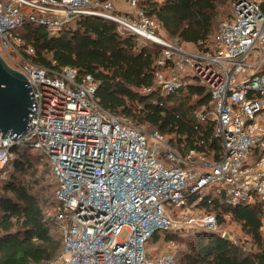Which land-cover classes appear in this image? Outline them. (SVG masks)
<instances>
[{
	"label": "built area",
	"instance_id": "obj_1",
	"mask_svg": "<svg viewBox=\"0 0 264 264\" xmlns=\"http://www.w3.org/2000/svg\"><path fill=\"white\" fill-rule=\"evenodd\" d=\"M121 2L129 12L116 7ZM84 16L114 23L139 45L162 47L155 60L162 96L196 82L208 89L211 103L197 118L212 124L217 160L195 150L178 154L157 132L104 110L91 76L30 61L34 50L18 29L35 24L55 36ZM159 30L138 0H0L1 57L25 76L37 108L20 138L0 137V176L13 170L21 152L49 170L48 215L61 248L54 261L41 264H179L173 254L148 249L156 233H217V218L202 204L264 201V0L234 2L196 53ZM184 66L192 67L191 78L177 72Z\"/></svg>",
	"mask_w": 264,
	"mask_h": 264
},
{
	"label": "trees",
	"instance_id": "obj_2",
	"mask_svg": "<svg viewBox=\"0 0 264 264\" xmlns=\"http://www.w3.org/2000/svg\"><path fill=\"white\" fill-rule=\"evenodd\" d=\"M236 1L138 0V7L168 39L201 50L199 43L210 41L216 29L217 6ZM17 33L34 50L32 63L72 68L78 78L91 76L104 110L134 126H147L167 138L178 154L195 150L207 158L214 153L212 160L218 159L220 148L212 124L197 118L211 103L208 89L196 82L162 96L155 86V60L162 47L150 42L139 45L135 36L121 35L114 23L93 16L78 18L55 36L29 23ZM38 159L28 152L17 153L13 170L0 180V264H41L59 255L61 241L54 218L44 213L33 193ZM202 205L220 226L228 221L238 225L251 248L246 250L219 234L200 232L187 240L179 264H264L260 232L264 201L230 206L216 198ZM177 238L167 235L166 240Z\"/></svg>",
	"mask_w": 264,
	"mask_h": 264
},
{
	"label": "rangeland",
	"instance_id": "obj_3",
	"mask_svg": "<svg viewBox=\"0 0 264 264\" xmlns=\"http://www.w3.org/2000/svg\"><path fill=\"white\" fill-rule=\"evenodd\" d=\"M232 4L233 3L217 6V17H216L215 28L217 27V24L219 21L223 20L224 18L228 16V14L230 13ZM158 32L164 39L170 40L166 37V35L161 29ZM179 45L184 49L186 48L191 53H196L194 48L191 46H188V45L185 46L181 43H179ZM0 55L4 57V53L1 50V48H0ZM177 72L182 78L184 77L191 78L194 73L191 66H184L181 69L178 68ZM140 127H142L146 131V133H152V131H150L147 126H140ZM36 158H39V157H36ZM7 171L9 172L8 173L6 172V174H2V176H0V180L5 179L8 176V174L10 173V170L8 169ZM33 181H34L33 193L36 194L39 205L43 209L44 213L48 215L50 212L48 209L49 208L48 203H49L50 193L52 190V182L50 180L49 170L40 158L38 159V162L36 163V175H35V180H32V182ZM197 233H200V231L194 234H192L188 229H183L179 233H172V232L167 233V232L161 231L154 235L152 242L148 243V249L156 250L157 253L167 252V253L173 254L179 261L181 256L187 251V245H186L187 240L192 239ZM214 234H219V235L228 234L231 237V241L238 243L239 245L243 246L246 250H249L251 248L250 240L246 236L243 235L238 225H235L234 223L230 221L225 223V225L223 226H219L218 232ZM167 235H174L178 238L171 240V241L166 240ZM124 237H125V234H122L121 239H123Z\"/></svg>",
	"mask_w": 264,
	"mask_h": 264
},
{
	"label": "water",
	"instance_id": "obj_4",
	"mask_svg": "<svg viewBox=\"0 0 264 264\" xmlns=\"http://www.w3.org/2000/svg\"><path fill=\"white\" fill-rule=\"evenodd\" d=\"M61 2L62 0H52ZM30 84L18 71L10 68L0 55V137L11 141L20 138L29 128L36 113ZM231 241L228 234L222 236Z\"/></svg>",
	"mask_w": 264,
	"mask_h": 264
},
{
	"label": "crops",
	"instance_id": "obj_5",
	"mask_svg": "<svg viewBox=\"0 0 264 264\" xmlns=\"http://www.w3.org/2000/svg\"><path fill=\"white\" fill-rule=\"evenodd\" d=\"M116 7L122 9L123 12H129L128 7L126 6L125 3L121 2V3H116Z\"/></svg>",
	"mask_w": 264,
	"mask_h": 264
},
{
	"label": "bare ground",
	"instance_id": "obj_6",
	"mask_svg": "<svg viewBox=\"0 0 264 264\" xmlns=\"http://www.w3.org/2000/svg\"><path fill=\"white\" fill-rule=\"evenodd\" d=\"M264 224V223H263Z\"/></svg>",
	"mask_w": 264,
	"mask_h": 264
}]
</instances>
